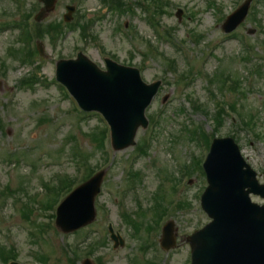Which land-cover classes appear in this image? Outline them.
Segmentation results:
<instances>
[{
  "label": "rangeland",
  "instance_id": "rangeland-1",
  "mask_svg": "<svg viewBox=\"0 0 264 264\" xmlns=\"http://www.w3.org/2000/svg\"><path fill=\"white\" fill-rule=\"evenodd\" d=\"M124 1L133 12H110L101 0H58L55 11L42 24L63 23L66 7L76 3L72 23L80 22L85 28L92 21L91 32L97 43H87L80 38L81 30L64 26L66 35L57 44L50 43V36L41 41L46 58L38 57L39 70L35 71L34 66L22 62L21 55H11L12 51L27 48L14 23L23 22L31 11L37 14L43 6L38 0H0V118L4 124L0 128V248L6 252L14 249L18 263L83 264L90 250L92 264H190L186 238L210 220L200 206L207 186L205 178L198 170L189 176L179 173L183 166H191L194 158L207 153L203 145L189 139L185 129L202 127L212 133L211 114L218 102L234 103L245 120L253 117L254 130L260 138L241 129L236 117L225 120L216 138L235 139L242 156L264 184V73L252 76L248 72L251 64L242 61V38L246 36L251 39L256 60L264 66V0H253L245 23L230 35L224 34L223 22L244 0H166L170 7L162 10L142 0ZM19 4L24 7L18 8ZM160 10L162 14H157ZM178 10L183 11L180 20ZM254 30L255 35L249 36L248 32ZM79 50L101 69L103 58L109 57L120 65L138 69L147 84L162 82L159 94L146 111L148 120L154 117L158 124L149 121L146 130L140 129L133 147L114 153L108 146L107 162L99 151L95 152L98 148L87 136L103 125L99 117L79 114L74 101L65 98V91L62 94L55 82L56 63L75 59ZM167 58L176 61L177 73L169 70ZM225 71L247 80L243 94L220 91L217 80L211 83ZM34 72L39 81L24 85L22 80ZM193 102L206 107L209 116L195 110ZM151 131L153 136H149ZM144 143L151 145L139 155L138 146ZM77 149L93 154L91 165L103 168L105 176L102 192L95 200L94 223L64 235L55 227L57 206L50 208L56 194L48 196L46 187L55 188L58 175L81 177L83 171L77 170L74 159ZM131 168L135 178L128 174ZM136 178L138 183H133ZM3 191L10 193L1 195ZM156 194L174 203L175 212L162 224L172 220L177 231V247L168 253L159 245L161 228L150 232L140 228L137 234L122 215L124 210L132 215L139 212L141 205L150 219ZM252 200L264 204L259 197ZM109 224L124 239L123 247L113 248ZM69 254L77 257L76 263L70 261Z\"/></svg>",
  "mask_w": 264,
  "mask_h": 264
},
{
  "label": "water",
  "instance_id": "water-1",
  "mask_svg": "<svg viewBox=\"0 0 264 264\" xmlns=\"http://www.w3.org/2000/svg\"><path fill=\"white\" fill-rule=\"evenodd\" d=\"M45 4L38 17L42 21L54 10L56 0H40ZM249 3L224 26L231 32L243 21ZM71 20L73 8H68ZM108 72H101L81 56L78 61L60 62L57 78L87 111L101 112L112 127L113 146L123 150L133 145L139 126L144 128L145 109L157 86H146L139 72L107 62ZM221 155L228 158L226 168ZM238 150L231 141L214 143L205 165L209 187L202 197V207L213 222L189 238L192 264H264V208L250 203L249 192L264 196L255 174L243 172ZM103 174L97 175L77 189L58 210V227L69 233L86 226L95 218L94 198L99 193ZM248 187V192L244 188ZM173 223L164 229L163 247L175 245ZM16 264V263H13Z\"/></svg>",
  "mask_w": 264,
  "mask_h": 264
},
{
  "label": "trees",
  "instance_id": "trees-1",
  "mask_svg": "<svg viewBox=\"0 0 264 264\" xmlns=\"http://www.w3.org/2000/svg\"><path fill=\"white\" fill-rule=\"evenodd\" d=\"M223 118L219 115L218 120H222ZM16 257L15 251H5L0 248V262L3 264H7L9 261L14 260Z\"/></svg>",
  "mask_w": 264,
  "mask_h": 264
}]
</instances>
